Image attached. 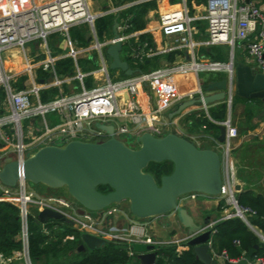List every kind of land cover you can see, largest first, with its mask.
Returning a JSON list of instances; mask_svg holds the SVG:
<instances>
[{"label":"built area","instance_id":"built-area-1","mask_svg":"<svg viewBox=\"0 0 264 264\" xmlns=\"http://www.w3.org/2000/svg\"><path fill=\"white\" fill-rule=\"evenodd\" d=\"M258 4L264 5V0H205L201 13L191 14L185 0H180L177 6L159 12L156 25L144 32L128 31L130 26L127 19L118 17L119 13L127 8L125 4L107 8L93 15L89 13L87 0H0V91L6 107V110L0 113V142L11 150V160L21 164L29 152L42 145H59L73 139L103 140L106 136L92 127L95 122L111 124L114 137L134 136L146 130L159 136L162 134V116L167 109L182 101L203 96L197 82L199 73H220L228 77L223 102L229 107L233 91L231 62L208 60L199 54L198 50L222 45L232 47L236 42L241 43L246 62L254 64L257 71L264 73V17ZM105 15L116 18V32L121 44L120 60L137 65L156 56L175 52L179 53V56H176L178 61L131 76H124L119 70H114L117 74L110 77L109 58L107 57L108 61L105 60L103 53L106 47L113 43L112 36L105 37L103 33L101 41H98L94 30V21ZM197 21L204 22L203 37L200 38H195ZM80 24L87 26L92 37L91 46L83 51L97 53L96 72L99 74L81 73L76 67L75 56L80 49L75 50L76 43L69 39L68 30ZM147 33H157L161 39L160 43L155 45L151 39L140 41L138 37ZM50 34H58L66 39V52L59 56H50L44 47L42 54L45 57L42 60H26L23 71L28 73V79L22 83L20 89H15L12 76L7 74L4 68L2 53L9 49L22 52L33 43L43 47ZM61 58H70L74 62L75 71L72 76L57 80L53 65ZM33 67L50 74L51 81L36 84L32 74H29ZM177 75L192 76L195 88L173 95L171 99L165 98L162 95L166 87L165 84L162 85L163 81ZM88 77L91 82L87 87L84 81ZM72 82L77 85L72 86L68 94L56 96L44 103L37 98V92L41 89L59 84L70 85ZM153 93L157 94V102L152 97ZM48 115L54 116L52 125L46 121ZM22 121H27L24 134ZM213 124L225 127L224 141L218 143L222 167V186L218 196L232 209V212L226 213L221 220L236 217L247 224L245 218L252 213L237 206L231 183L234 168L230 158V142L237 136V131L229 119ZM0 201L17 209L20 224V251L12 253L7 259L0 255V264H9L16 259L22 260L23 264H31L27 253V220L29 217L36 219L37 212L44 209L58 212L68 219L71 222L69 226L79 236L88 233L111 242L123 239L101 229L104 217L113 214L115 207H109L93 218L88 213L77 215L72 203L62 195L27 192L25 182L21 180L14 188L0 186ZM31 208L35 210V216H31ZM52 222L54 221L48 220L39 223V230L47 236V240H53L58 232V226ZM211 233H214L213 229ZM71 240L72 236L62 238V242ZM126 241L132 243L130 239ZM137 242L153 246L160 244L148 237ZM184 242L185 239L174 242L176 252L185 248ZM207 245L210 247V241ZM127 254L131 256L132 252L129 250ZM251 264L262 263L255 260Z\"/></svg>","mask_w":264,"mask_h":264},{"label":"water","instance_id":"water-1","mask_svg":"<svg viewBox=\"0 0 264 264\" xmlns=\"http://www.w3.org/2000/svg\"><path fill=\"white\" fill-rule=\"evenodd\" d=\"M116 18L112 23L113 43L104 53L109 58L108 69L119 70L124 76L139 73L120 60L121 44L116 32ZM232 70V64H230ZM235 95L248 100H259L264 108V73L243 65L233 68ZM228 77L201 85L203 96L182 101L167 114V120L179 116L193 106L206 107L225 99ZM264 116V111L262 114ZM257 119L260 115L256 116ZM106 138L99 141L73 139L63 144L42 145L27 154L18 164L9 160L0 164V186L14 188L21 180L37 189L40 195L60 194L70 201L78 215L90 214L93 218L109 207L123 203L131 220L146 221L174 213L185 234L184 245L191 248L200 264H216L209 253L212 233L207 220L195 222L188 212L178 206L185 195L199 194L209 197L219 195L222 186L221 157L210 148H199L170 129L155 136L150 131L138 132L132 139L134 146L114 137L111 124L95 122L92 126ZM225 127L217 126L216 142L221 144ZM168 162L171 172L158 182L145 168L150 163ZM98 187H106L100 192ZM239 192L240 186L232 187ZM39 223L48 220L70 225L60 213L47 209L37 212ZM107 230H105L106 232ZM261 238V236H259ZM262 239V238H261ZM109 241L88 233L79 236L78 251H94ZM153 245L132 244L138 264H156Z\"/></svg>","mask_w":264,"mask_h":264},{"label":"crops","instance_id":"crops-1","mask_svg":"<svg viewBox=\"0 0 264 264\" xmlns=\"http://www.w3.org/2000/svg\"><path fill=\"white\" fill-rule=\"evenodd\" d=\"M201 1L205 3V0H201ZM145 2H152L154 4V7L147 9L142 17V27L138 30L144 32L156 25L157 14L159 12L167 10L170 7L177 6V4L180 3V0L178 2H176L175 0H87V6L89 13L95 15L106 10L107 8H113L120 4L123 5L125 4L127 5V8H129ZM193 2L195 3L196 1L185 0V4L189 10V13L200 14L202 11V5H200L199 3L194 4ZM258 8L264 17V5L258 4ZM105 16H112V15H105ZM197 22H195V24ZM201 23H203V27L201 29L198 28V31H196L195 38L203 37L204 22L202 21ZM81 25L83 24L77 26H81ZM145 36H147L149 39L154 41L155 45L157 42L160 43L161 41L160 36H158L157 33H153V34L147 33L145 34ZM59 37L60 36L58 34H50L46 39L45 46L43 47L38 46L36 43H33V44H29L22 52L17 49H9L2 53L4 68L6 67V63L8 62L10 64H14V68L12 70L6 68L5 70L7 74L12 76V79L14 80L13 87L15 89H20L22 83L25 82L26 79H28L26 78L27 77L26 74L28 73L23 71V67L25 65L26 60L28 61L33 60L34 62L42 60L45 57L42 54L45 48L50 56H54L53 54L54 52H56L57 54L55 56H59L60 52L58 51L64 48L63 42L62 41L59 42V40H56ZM50 38L54 39V44H53L54 46H48L47 40H50ZM225 49L226 52H224ZM235 50L238 53L237 58L234 55ZM92 52L97 57V53H95V51ZM198 53L202 54L205 58L211 61H218V62L230 61L232 64V68H234L236 65H243L248 67L249 69H256V66L254 64H249L246 62L245 53L243 51L242 44L238 42H236L232 47L222 45V46H212L210 48H201L198 50ZM207 53L209 54L206 55ZM225 53H227L226 55L228 58H226ZM103 55L107 58V55L105 53H103ZM225 58L226 60L228 59V61H225ZM97 62H98V58H97ZM72 63H73V73H74L75 71L74 62L72 61ZM97 65L98 63L95 62V68H93V70L79 69L77 64L76 67L81 73L99 74L98 72H96ZM38 69L39 68L33 67L29 73L32 74L33 79L35 80L34 82L36 84L37 83L40 84L44 82L42 80H38L37 78L36 72ZM113 74H117V72H113ZM223 76L224 74H220V73H209L206 74V76L200 78L198 74L197 82L201 86L207 84L206 82L208 79H210L208 82H213L219 80ZM21 78H24L25 80L23 79L24 81H22L20 80ZM48 80L49 78L46 79L45 82H47ZM85 81H86L85 86L87 87L90 86L91 78L88 77L85 79ZM164 84L166 87L164 88L163 91L164 93L162 95L165 96V98H170V99L171 97H173V95H177L179 93H186L188 91H192L193 88H195V80L192 76L189 75L188 76L177 75V76L169 77L163 81L162 85ZM63 85H65L66 91H64V89H61L60 91L61 93L59 92V95L60 94L64 95L71 92V87L75 85V82H72L70 85L62 84V88ZM187 86H190V88L187 89ZM38 92H37V98H38ZM156 95H157L156 93H153L152 97L154 98V101L157 102L158 97ZM231 98L232 100L236 98L240 100L236 101L235 103L231 100L229 107H227L224 102L215 103L206 106L204 109L201 108L200 106H193L187 109L185 113L180 116L181 118L174 117L172 118L171 121H168L166 114L174 108L173 106L172 108L167 109L162 116L163 125L161 131L165 132L168 129L174 130L177 128L179 131L181 130L182 133H176L172 131L174 134L186 139L187 141H189L190 143H192L197 147L202 146L203 148H210L217 152V150H221V149L218 143L216 142L217 133L215 130H209L207 132L201 133L196 130L187 131L183 129L184 128L183 126L186 125L188 128L193 130L194 128L193 123L203 118L207 119V117L210 122L212 123L216 122L213 119H211L210 115L215 112L218 106L220 105L223 106L224 117L222 121L229 119L230 124L236 125L237 127V136L230 142V146H231L230 158L234 168L233 180L231 183L233 186L239 185L240 190L239 192L234 191L233 197L235 199L236 195L242 191H251L252 193L259 194L261 197L264 198V186H263L264 116L261 115L262 112L264 111V108L261 102L259 100H256L259 102V105L255 106L256 109L251 114L252 116L250 120H248L246 118V110H247L246 103L244 102L247 101L248 104H251L250 102L255 100H248L238 97L237 95H235L234 87L231 93ZM5 110L6 107L2 101V95L0 94V113H2ZM258 115H260V117L257 119L256 116ZM46 121L47 123H49V125H52L54 122V116L48 115L46 117ZM30 123L32 124L33 122ZM12 157L13 155L11 153V150L3 146V144L0 142V162L3 163L9 161L12 159ZM221 202L223 206L220 208V211H218L217 208L218 205L221 204ZM178 206L185 209L195 222H202L204 219H206L208 223V227H213V225L216 224L219 220H221L226 213L232 212L231 207L226 206L224 204L223 199L219 196L209 197L199 194L185 195L178 199ZM30 213L31 216H35L36 212L33 208H31ZM250 217L251 215L246 216L245 218L247 224L244 221L242 220L241 221L244 222L246 227L258 237L260 242L264 243V238L262 237L260 232L255 227L251 226L248 223V219ZM101 229L107 230L109 234L122 237L123 239L121 241L118 240L117 242L124 243L126 244V246H129L134 243L138 244L137 241L144 237H148L152 241L160 243L159 245H173L174 242L182 241L185 238L184 230L176 221L174 213L167 214L165 217H158L146 221H134L128 217L126 211H123L115 207V212L113 214L104 217V220L101 223ZM259 236H261L262 239L259 238ZM126 239L132 240V243H128ZM209 253L212 259L216 262V264H251L255 260H259L263 264L261 259H251L250 253L241 254L240 257L236 259H228L223 251L217 252L211 247V244L209 247ZM11 264H23V261L20 263L19 259H16L12 261Z\"/></svg>","mask_w":264,"mask_h":264},{"label":"trees","instance_id":"trees-1","mask_svg":"<svg viewBox=\"0 0 264 264\" xmlns=\"http://www.w3.org/2000/svg\"><path fill=\"white\" fill-rule=\"evenodd\" d=\"M153 7L154 4L152 2L141 3L123 10L118 17L127 19V23L130 26L128 31H137L142 27V17L146 10ZM112 19L113 16H105L94 21V30L98 41H101L104 31L107 29L111 30ZM68 36L76 45L84 42L83 36L76 30V26L69 28ZM138 38L140 41L149 40L145 35ZM176 56H179V53L174 52L156 56L150 60L143 61L141 64L132 65L128 61L127 64L130 68L143 72L150 66H157L162 58L166 62H172ZM92 66L95 68V62L92 63ZM53 72L59 79L72 76V60L70 58L56 60L53 65ZM36 73L38 80L45 82L46 79L50 78V74L39 69ZM209 80L206 83H209ZM63 88L66 91L65 85H63ZM54 94L55 90L53 88H47L38 92V99L44 103L50 100L48 98ZM235 100L238 101L240 99L236 98ZM244 103H246L247 109L246 118L250 120L253 111L248 108V105L257 106L259 102L255 100L250 102L251 104H248L247 101ZM210 117L216 122H221L224 117V107L218 106ZM193 127L201 133L209 130H215L217 133V125L206 118L193 123ZM165 132H162V134ZM144 171L158 182L161 176L168 175L171 172V164L168 162L150 163ZM97 190L103 193L107 191V188L98 187ZM235 201L238 207L247 209L252 213L248 223L255 227L264 238V198L251 191H242L236 195ZM222 206L221 202L217 210L220 211ZM64 226H66L65 229L58 231L53 240H47V236H44L39 230L38 220L31 217L28 218L27 253L31 264H50L48 263V257L60 259L57 263L52 264H138L134 256L135 252L131 250L132 244L126 246V244L121 242L109 241L106 245L94 251H78L79 234L69 225L64 224ZM212 229L214 233L211 236L210 244L214 250L217 252L223 251L228 259H236L241 254L250 253L251 259H261L264 264V243L260 242L258 237L240 219L232 217L226 220H219L213 225ZM19 231L20 224L17 209L6 202L0 201V255L4 259H7L12 253H19ZM64 236H72V240L62 242ZM129 250L132 252L131 256L127 254ZM155 259L156 264H200L195 259L191 248L185 247L176 252L173 245L156 246Z\"/></svg>","mask_w":264,"mask_h":264},{"label":"rangeland","instance_id":"rangeland-1","mask_svg":"<svg viewBox=\"0 0 264 264\" xmlns=\"http://www.w3.org/2000/svg\"><path fill=\"white\" fill-rule=\"evenodd\" d=\"M176 2H178L179 0H175ZM196 2V4H200V5H202L203 6V4H204V2L203 1H197V0H195ZM194 3V2H193ZM194 3V4H195ZM202 21H199V22H197L196 24H195V30L196 31H198V28H202L203 27V23H201ZM76 30L79 32V33H81V35L83 36V40H84V42L82 43V44H78V45H76V47L75 46H72L73 48L75 47L76 49L75 50H78V49H80L79 51V53L78 54H76V56H75V62H76V64H77V66H78V68L79 69H82V70H89V69H91V70H93V66H92V63L93 62H96L97 63V57H96V55L92 52V51H89V52H84L83 50L85 49V48H88L89 46H91V39H92V37H91V35H90V32L88 31V28H87V26L86 25H81V26H77L76 27ZM104 35H105V37H111L112 36V30H106V31H104ZM70 39V38H69ZM56 40H59V42H63V46H64V48L62 49V50H59L58 52H60V54H63V53H65L66 52V50H67V42H66V39H64V38H62L61 36L59 37V38H57ZM70 40H72V39H70ZM47 42H48V46H54L53 44H54V39L53 38H50V40H47ZM58 42V41H57ZM57 52V53H58ZM224 52H226V49L224 50ZM96 53V52H95ZM54 54V56L55 55H57L56 54V52H54L53 53ZM227 53H225V55H226ZM237 51L235 50L234 51V55H235V57L237 58ZM92 58V59H91ZM226 58H228L227 57V55H226ZM226 58H225V61H228V59L226 60ZM17 59V58H16ZM105 59L108 61V58H106L105 57ZM92 60V61H91ZM178 60H177V58L176 57H174L173 58V61L172 62H166V60H164L163 58L162 59H160V61H159V63H158V65L157 66H150V67H148L147 69H145V71H149V70H153V69H156V68H158V67H165V66H169V65H172L173 63H176ZM130 63V62H129ZM6 69H10V70H12L13 68H14V64H10L9 62L8 63H6V67H5ZM113 71L114 70H112V71H110V70H108V72H109V75H110V77L112 76V74H113ZM206 74H208V73H199V77L200 78H202V77H204V76H206ZM24 78H21L20 80H22V81H24L23 80ZM203 79H205V78H203ZM57 80H59V78L57 79ZM35 81V80H34ZM49 81H51V80H49ZM52 82H54L53 80H52ZM85 83H86V81H84ZM75 85H77V83L75 82ZM48 88H53V90H55V94L51 97H49L48 99H50V100H52L54 97H56V96H58L59 95V92L61 91V89H64V88H62V85L61 84H59V85H53V86H51V87H48ZM190 88V86H187V89H189ZM74 91V90H73ZM1 92V91H0ZM61 93V92H60ZM1 94V93H0ZM2 95V94H1ZM61 95V94H60ZM50 100H48V101H50ZM234 103L236 102V100L235 99H233L232 100ZM248 108H250L251 109V111H254L255 109H256V107L254 106V107H252V105H248ZM185 113V111L182 113V114H184ZM182 114H180L179 116H177V118H181L180 116L182 115ZM180 124V123H179ZM26 125H27V121H22V132H23V134L25 133V131H26ZM244 125V124H243ZM242 125V126H243ZM184 128L183 129H185V130H187V131H195V129L193 128V130H191L190 128H188L186 125H184L183 126ZM233 127H235V129H236V131H237V127H236V125H233ZM171 131H174V132H176V133H182L181 132V130L179 131L177 128L176 129H174V130H171ZM164 132V131H163ZM128 136L127 135H122V136H116V138H118V139H120L121 141H123V142H125L128 146H134V144H133V141H132V139H128L127 138ZM99 140H101V139H99ZM98 139H95L94 141H99ZM199 148H201L202 146H198ZM217 152L219 153V155L221 156V151L220 150H217ZM25 189H26V191L27 192H32L33 194H38V195H40L39 193H37V189L35 188V186H33V185H31V184H29V183H25ZM119 209H121V210H123V211H125L126 210V206H125V204H121L120 205V207H119ZM79 209L78 210H75V213L77 214V213H79ZM78 215V214H77ZM53 224H55V225H57L58 226V231H62V229H65V227L66 226H64V224H62V223H59V222H56V221H54V222H52ZM38 224H39V222H38ZM62 224V225H61ZM58 260L60 261V259H56V258H53V257H48V263H50V264H52V263H57L58 262ZM19 262L21 263L22 262V260H20L19 259ZM43 263V262H42Z\"/></svg>","mask_w":264,"mask_h":264}]
</instances>
